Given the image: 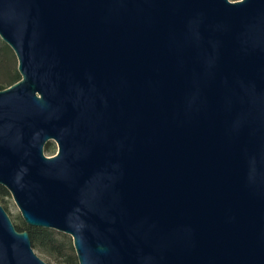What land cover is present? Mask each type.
<instances>
[{
    "label": "water",
    "instance_id": "obj_1",
    "mask_svg": "<svg viewBox=\"0 0 264 264\" xmlns=\"http://www.w3.org/2000/svg\"><path fill=\"white\" fill-rule=\"evenodd\" d=\"M0 39L25 224L78 264H264V0H0ZM0 264H46L1 204Z\"/></svg>",
    "mask_w": 264,
    "mask_h": 264
},
{
    "label": "trees",
    "instance_id": "obj_2",
    "mask_svg": "<svg viewBox=\"0 0 264 264\" xmlns=\"http://www.w3.org/2000/svg\"><path fill=\"white\" fill-rule=\"evenodd\" d=\"M19 79L16 57L11 48L0 39V90L11 86ZM8 194L0 185V198ZM14 227L18 231L28 232L32 248L53 257H61L63 264H78L72 241L66 235L53 229L28 226L22 219Z\"/></svg>",
    "mask_w": 264,
    "mask_h": 264
},
{
    "label": "rangeland",
    "instance_id": "obj_3",
    "mask_svg": "<svg viewBox=\"0 0 264 264\" xmlns=\"http://www.w3.org/2000/svg\"><path fill=\"white\" fill-rule=\"evenodd\" d=\"M230 1H237V0H230ZM56 150H57L56 144L53 141H49L44 146L43 152H44V155H46V156H52L56 153ZM0 204L6 210L8 216L10 217V219L12 221V223L14 225L18 224L20 219H22V218L20 216V212H19L16 204L14 203L11 195L8 194V196L3 197L2 199L0 198ZM62 234H64V233H62ZM64 235H66V234H64ZM66 236L70 238L69 235H66ZM33 251L46 264H63V260L61 257H53L50 255L44 254V253H42L39 250L34 249V248H33Z\"/></svg>",
    "mask_w": 264,
    "mask_h": 264
},
{
    "label": "flooded vegetation",
    "instance_id": "obj_4",
    "mask_svg": "<svg viewBox=\"0 0 264 264\" xmlns=\"http://www.w3.org/2000/svg\"><path fill=\"white\" fill-rule=\"evenodd\" d=\"M47 144V143H46Z\"/></svg>",
    "mask_w": 264,
    "mask_h": 264
}]
</instances>
